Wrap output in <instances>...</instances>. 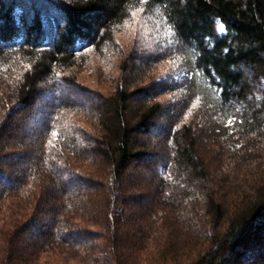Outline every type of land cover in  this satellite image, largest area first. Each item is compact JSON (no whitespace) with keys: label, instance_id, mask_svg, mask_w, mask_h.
I'll use <instances>...</instances> for the list:
<instances>
[{"label":"trees","instance_id":"16d2710c","mask_svg":"<svg viewBox=\"0 0 264 264\" xmlns=\"http://www.w3.org/2000/svg\"><path fill=\"white\" fill-rule=\"evenodd\" d=\"M45 1L51 9L40 12L32 0H0V106L13 100L0 125V221L9 219L0 223V264H31L30 252L44 243L88 244L81 235L105 241L106 264H125L121 248L129 257L141 250L153 222L175 221L182 205L194 217L202 204L215 224L190 264H227L263 243L264 172L244 192L230 186L228 207L210 170L264 151V0ZM136 7L165 30L163 51L178 59L176 73L82 97L62 71L88 47L109 45ZM165 56L127 62L138 71ZM164 94L172 100L161 102ZM71 110L96 117L100 134L70 122ZM31 179L37 185L26 192ZM81 215L97 218L100 230L72 222ZM17 241L27 253L21 259Z\"/></svg>","mask_w":264,"mask_h":264},{"label":"rangeland","instance_id":"374dc122","mask_svg":"<svg viewBox=\"0 0 264 264\" xmlns=\"http://www.w3.org/2000/svg\"><path fill=\"white\" fill-rule=\"evenodd\" d=\"M32 2L33 5H40V12L51 9L45 0H32ZM165 36V30L155 20L153 14L146 13L143 7H136L114 28L113 41L109 45L100 48L88 47L78 54L73 65L64 68L62 73L74 77L77 84L75 91L81 96L84 94L82 97L87 98L91 93L103 96L112 95L121 84L126 85L129 90L149 85L154 81L164 79L166 76L171 77L178 69V59L172 54L170 55L168 53L170 51H163ZM156 53H165L166 56L163 60L146 65L138 71H132L131 64L127 62V59L132 55L143 59L145 56L150 58ZM159 99L161 102L166 103L172 100V95L164 94ZM4 102L6 103L5 106H0V125L9 107L11 109L13 106V100L12 102L10 100ZM48 104L50 105V102ZM196 106V102L190 104L184 120H190ZM67 119L81 125L91 135L97 136L100 134L96 117L92 115L71 110L68 111ZM55 140L56 134L54 133L50 136L48 142L50 145H54ZM263 153L264 151L259 154H251V156H244L243 153H240L236 163L232 162L228 165L230 160L227 159V162L225 159L223 165L211 167L210 177H212L215 184L217 183V186H215L217 187L216 193L218 195L223 193V198L227 201V204L229 203L228 207L231 206L230 202L233 198L231 192L234 190L232 188L230 190V186L232 187L237 182L235 190L244 192L260 178L259 171L264 172ZM214 156V153L210 152L209 157ZM216 159H218V156ZM250 160H252L251 163H249ZM77 161L82 164L81 167H89V164H92L87 159H77ZM91 167H105V164L97 162L92 164ZM34 184L37 185L32 179L27 182L25 191L28 192ZM213 188L211 187V190ZM200 205L196 208V216L194 215V217L187 215L191 213V206L182 205L180 206L181 212L179 211L180 213L177 214L179 218L176 219L178 221L176 219L175 221L172 219H159L153 222L151 230L147 231L148 238L143 240L146 242L142 244L143 248L141 250L138 249L129 257L128 250L121 248V252L123 251L126 256V258L124 257L125 264H190L194 261L199 251L207 249L208 238L206 232L212 229L211 224L215 226L213 223L209 225V218L205 215V209L202 204ZM174 208H177V206L175 205ZM116 210L121 215L117 207L113 212L116 214ZM168 216L171 217V214ZM7 219L3 218L0 223L7 221ZM20 219L22 218L17 216L11 220L19 221ZM96 221L99 222L97 218L81 215L72 222L87 228L89 232H95L100 230V227L98 228L94 224ZM14 230L16 231L15 228ZM14 230L10 229L9 232ZM80 238L88 239L90 244L92 242L93 245L96 243L100 246L96 249H88L92 248H87L89 243L80 247L66 245L58 241L53 244L44 243L42 247L35 248L30 252L31 260L29 262L31 264H106L105 252L101 253L105 251V241L102 238H94L92 235H81ZM130 240L134 242L135 238L131 237L128 241ZM16 243L18 244H15L16 248L13 249L19 253L21 259L22 255L27 253L20 251L19 242ZM36 246L39 247L40 242H37ZM124 247H127V245H124ZM240 255L239 259L230 260L227 264H264V242L249 244L241 250Z\"/></svg>","mask_w":264,"mask_h":264}]
</instances>
